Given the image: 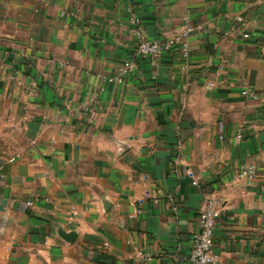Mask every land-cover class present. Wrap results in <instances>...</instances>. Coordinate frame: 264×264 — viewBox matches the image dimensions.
<instances>
[{
    "label": "crops",
    "instance_id": "crops-1",
    "mask_svg": "<svg viewBox=\"0 0 264 264\" xmlns=\"http://www.w3.org/2000/svg\"><path fill=\"white\" fill-rule=\"evenodd\" d=\"M1 174L0 264H193L209 196L217 264H264V0H0Z\"/></svg>",
    "mask_w": 264,
    "mask_h": 264
},
{
    "label": "built area",
    "instance_id": "built-area-1",
    "mask_svg": "<svg viewBox=\"0 0 264 264\" xmlns=\"http://www.w3.org/2000/svg\"><path fill=\"white\" fill-rule=\"evenodd\" d=\"M127 11L131 12L128 20L133 25L134 45L131 51L133 58H157L161 53L167 50L171 46H178L181 51V55L184 59L188 58L190 54V45L188 37L192 31V28L188 25L182 27L178 34L173 38L166 41H162L159 38H149L144 34V31L140 25V18L131 11L128 7ZM135 64L132 59L124 60L118 69V75L116 77H108V81L116 80L122 82L123 77L127 76L133 69ZM213 82H208V86H213ZM240 94L243 97L254 96L255 92L251 86H246L240 90ZM237 138H241V135H237ZM13 158L9 159L12 161ZM191 176V172H188ZM254 167L249 166L246 169H242L237 173V178L253 179ZM3 177V174L0 175ZM193 184H197L196 180H193ZM27 206L31 205V202L26 203ZM220 213L219 202L212 196L207 197L198 211V223L199 230L193 235L191 239V253L189 259L193 264H217V256L213 250V238L217 217ZM68 219H71L69 217ZM107 246V244H104ZM138 256H144L146 260L150 259L148 254L143 255L140 251Z\"/></svg>",
    "mask_w": 264,
    "mask_h": 264
},
{
    "label": "water",
    "instance_id": "water-1",
    "mask_svg": "<svg viewBox=\"0 0 264 264\" xmlns=\"http://www.w3.org/2000/svg\"><path fill=\"white\" fill-rule=\"evenodd\" d=\"M4 203H5V200H2V201L0 202V210L3 208ZM64 238H65V237H64ZM65 239L71 241V240L73 239V236H72V235H69V236H67Z\"/></svg>",
    "mask_w": 264,
    "mask_h": 264
}]
</instances>
